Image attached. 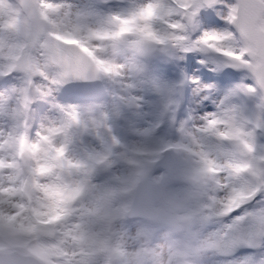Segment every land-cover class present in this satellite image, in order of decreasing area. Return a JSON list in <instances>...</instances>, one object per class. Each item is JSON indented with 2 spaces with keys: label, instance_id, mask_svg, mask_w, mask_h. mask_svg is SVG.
<instances>
[{
  "label": "snow or ice",
  "instance_id": "1",
  "mask_svg": "<svg viewBox=\"0 0 264 264\" xmlns=\"http://www.w3.org/2000/svg\"><path fill=\"white\" fill-rule=\"evenodd\" d=\"M201 6L202 0H147L128 15L112 17L114 27L91 28L57 21L62 14L71 17L70 5L62 0H34L25 9L26 24L17 18L6 26L16 40L0 45L5 72L28 77L17 115H27L33 96L44 94L43 81L63 85L121 76L124 65L109 53L124 48L144 53L149 45L214 50L234 67L249 70L254 82L248 91L264 93V0H237L230 6L235 32L205 31L193 40L189 33ZM61 111L62 117L42 126L35 139L18 126L6 138L0 136V151L12 153L10 159L0 156V264H15L18 254L30 258L22 264H90L98 255L113 264L114 257L126 255L106 235L125 209L108 212L106 232L92 227L99 218L93 199H87L95 157L87 162L68 157L73 126L87 131V123L75 109ZM202 121L189 135L200 149L203 189L212 193L205 207L210 214L228 215L264 191V154L257 156L256 143L264 133V112L253 119L239 107H221ZM58 136L63 143L56 142ZM242 155L252 159L242 160Z\"/></svg>",
  "mask_w": 264,
  "mask_h": 264
},
{
  "label": "rangeland",
  "instance_id": "2",
  "mask_svg": "<svg viewBox=\"0 0 264 264\" xmlns=\"http://www.w3.org/2000/svg\"><path fill=\"white\" fill-rule=\"evenodd\" d=\"M122 1L125 4L120 7L109 2L110 4H108L104 13L97 15L90 12V16H88L86 0H62V2L70 5L69 11L71 12V17L68 18L62 14L55 17V19L61 24L67 23L69 26L79 23L91 28L114 27L115 21L107 24L106 20L109 17L128 15L132 10L147 2V0ZM233 4L234 0H218V4L209 10L201 6L197 15L196 26L192 29V39L195 40L205 31L225 30V19L230 12V6ZM0 25L5 26L3 19L0 20ZM126 39L132 41L134 37ZM0 45H7L2 42L1 31ZM174 48V53L170 57H166L164 54L166 48H162V46L158 47L157 52H159V55L164 60L162 68L167 69L171 74L173 72L175 80L180 81L176 96L186 97L187 103L178 120L176 137L174 140L168 138L161 140L160 144H164L167 141H173L176 144L172 153L178 162L180 181L177 184L167 186L165 189V200L167 207L174 210L172 222L179 226L180 233L185 239L188 249V252H186L187 263L264 264V240L259 241L256 235L258 229L264 228V191L257 193L254 198L242 205L241 211H247L248 216L245 218L243 224L241 223L237 229H234L233 223L236 222L237 218L224 215L216 219V215L210 214L206 210L205 206L208 203V196L212 193H206L205 191L202 199L197 200L195 204L188 205L184 199V196L186 197L187 194V187L185 188V186L181 185L188 184V181L193 177L192 174H198V169L200 168V162L196 156V152L200 149L198 143L194 142L189 134L195 132L197 126L203 123L202 117L205 114L217 112L221 107L234 106V103L232 104L227 99V94L230 93V85H232L231 88L234 90V93L236 89L246 90L247 86L251 85L250 72L247 68L234 67L231 63L227 62L226 57L211 49L208 53H205V49L200 48H193L191 50ZM134 53L130 48H124L114 54L109 53L111 59H117L118 64L124 65V70L121 76H102L100 81L101 86L104 84V80L108 78V82L110 83L107 82L108 85L106 87L112 92L121 93L124 98L126 109L115 133L123 135L126 139H121L119 148L116 146L115 157L125 156L127 161H133V159L129 160L126 155V148L146 149V145L143 142L144 122L141 124L140 120H138V102L142 98L144 89H152L154 91L157 87L154 75L138 74L143 76L133 78L131 83H124V74L129 75L128 68L131 70V67L134 66L132 65L133 61L127 59ZM5 63L6 61L1 62L0 60L2 68L5 67ZM201 63L207 64V70L201 69ZM222 64H226L228 70H221L220 66ZM24 75L23 72L11 73V78L15 76L20 77V89ZM43 84L44 94L35 95V101L31 104L33 108L32 124L36 128L30 133V138L35 139L37 131L42 126L47 125L52 120L60 119L62 117L61 109H75L79 112L81 121L87 123L88 130L85 131L83 125L79 126L81 130L85 131L82 146L75 144V135L72 132L73 140L68 146V157L77 162H80L81 159H84V162L88 161L89 157L86 152L94 149L92 139L97 137H101L104 141L108 139V136L104 137L101 133V128L104 130L105 125L102 120L104 116L102 114L104 108L101 105L103 99L96 104L85 105L77 102H68L57 97L55 85H49L48 81H43ZM258 93L260 105H256L255 93H251V104L250 106L248 105L249 113L247 116L253 119L259 116L261 112H264V101L260 92ZM106 104L109 105L110 100ZM109 107V112L106 113L107 116L112 112V106L109 105ZM2 113L8 117V122L15 127L17 120L11 118V115L15 113V105L14 103H10L9 99L5 96H0V114ZM190 119L193 120L192 123ZM0 121L3 122L1 118ZM8 122L3 123L9 128ZM98 127L101 128L98 129ZM0 136L6 138L4 133L0 134ZM56 142L58 144L63 143L64 137L58 136ZM256 143L257 156L264 154V133L258 135ZM10 153V151H0V156L10 159ZM151 158L152 155H147L141 159L142 174L148 169ZM249 159H252V157ZM118 175L121 176L122 171L114 169L108 176L104 177L105 179H102L100 175L98 176L100 179L98 177L93 178V180L92 178L90 179L91 192L89 191L87 199H93L94 208L99 210V218L92 226L97 232H101V228L105 226L104 217L108 215L110 210L112 211V207L108 209L105 205L107 198V187L105 185H107V181H113ZM159 177L160 171L152 174V178L155 180H158ZM212 192L214 193L216 190L213 189ZM223 194V190H220L219 195ZM195 208H202L204 210L200 220L194 224H181V218ZM165 224L164 220H157L150 225V231L154 236V240L150 245L144 242L143 233H141L142 228H140L139 224H135L132 221L127 222L125 225L115 224V228L111 230L109 236L112 237L114 244H119L126 255L114 257L113 264H175L172 248L174 239L167 237ZM233 234H239L240 236V246L237 251L232 250L229 245L231 235ZM256 242H259V246L255 244ZM140 249H145V252L141 254L142 252H139ZM219 252L229 254V258L221 259L215 257ZM90 264H103L102 256L93 257Z\"/></svg>",
  "mask_w": 264,
  "mask_h": 264
},
{
  "label": "water",
  "instance_id": "3",
  "mask_svg": "<svg viewBox=\"0 0 264 264\" xmlns=\"http://www.w3.org/2000/svg\"><path fill=\"white\" fill-rule=\"evenodd\" d=\"M209 3H214L216 0H208ZM168 174L167 176L158 184L152 183L148 178L141 181L140 185L136 190V196L134 204L141 210L140 214L147 215L148 217L155 218L157 212L154 210L155 203L162 204L163 202V189L165 185L170 182V180H176L177 175L175 174L176 165L175 161L172 160L169 164H166ZM135 206V207H136ZM158 215V214H157ZM30 258L24 257L22 254L16 256L15 264H22L23 261Z\"/></svg>",
  "mask_w": 264,
  "mask_h": 264
},
{
  "label": "bare ground",
  "instance_id": "4",
  "mask_svg": "<svg viewBox=\"0 0 264 264\" xmlns=\"http://www.w3.org/2000/svg\"><path fill=\"white\" fill-rule=\"evenodd\" d=\"M5 3H6V1L5 0H3ZM86 16V15H85ZM6 17H7V15L4 13V12H2V11H0V20L1 19H6ZM20 21V23L22 22L21 20H19ZM87 21H89V20H87ZM22 25V24H21ZM16 35H14L13 34V32L11 31L6 37L9 39V40H11V41H15L16 40V37H15ZM1 60L3 59V58H0ZM121 59V58H120ZM124 59V58H123ZM132 59V56H130V60ZM114 61L117 63V59L115 60L114 59ZM121 61H122V59H121ZM157 64H160V63H156V65ZM124 70V69H123ZM108 78H106L105 80H104V86H107L108 85V83H110V82H108ZM163 80H164V83H168L169 82V78H167L166 76L163 78ZM9 82V81H8ZM15 82H16V84L15 85H13V88L12 89H17L18 87H19V84H18V82L15 80ZM108 82V83H107ZM132 82V78H131V76H129V75H127V74H124V83H131ZM0 86H2V85H0ZM103 87H101L99 90H98V93H104V91H103ZM162 89H165V87L164 86H162ZM92 90V89H91ZM18 94H19V92H17ZM82 103V102H81ZM82 104H85L84 102L82 103ZM154 108V107H153ZM137 112H138V120H141V121H144L145 120V116H146V110H143L142 108H140V109H138L137 110ZM95 127H97V126H95ZM3 130H4V128L2 127V125L0 124V134H2L3 133ZM105 164L103 163V162H100L99 163V166H104ZM121 168H122V170H124V166H121ZM90 192H91V189L89 190ZM89 192V193H90ZM109 202H110V199H109ZM111 202L113 203V202H115V198L114 197H112L111 198ZM100 207H101V205H100Z\"/></svg>",
  "mask_w": 264,
  "mask_h": 264
}]
</instances>
